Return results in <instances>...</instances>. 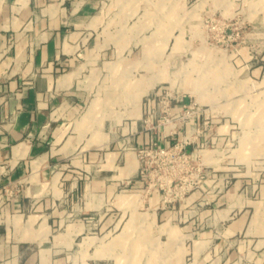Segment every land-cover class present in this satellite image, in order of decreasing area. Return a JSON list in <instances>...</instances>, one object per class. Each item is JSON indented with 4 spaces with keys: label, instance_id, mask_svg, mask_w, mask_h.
Here are the masks:
<instances>
[{
    "label": "rangeland",
    "instance_id": "1",
    "mask_svg": "<svg viewBox=\"0 0 264 264\" xmlns=\"http://www.w3.org/2000/svg\"><path fill=\"white\" fill-rule=\"evenodd\" d=\"M105 2L103 25L89 40L106 49L82 67L88 90L83 111L89 105L94 113L75 150L50 164L70 168L77 155L93 180L94 169L109 166L104 153L119 151L114 164L129 176L106 194L100 210L84 214L87 230L97 236L78 238L74 247L109 253L117 264H190V240L167 239L156 230L145 238L142 224L129 222L149 221L153 210H179L184 222L199 218L206 208L224 206L218 197L235 180L238 194L264 199V0H123L121 7L117 0ZM147 92L154 94V104L148 105ZM97 129L120 142L102 146L91 159L80 147ZM201 187V196L189 200ZM29 189L26 175L8 185L5 195ZM69 204L74 217L79 196ZM235 213L221 221L215 235ZM106 218L119 223L101 236ZM164 220L154 219L153 230ZM126 221L123 233L114 236ZM130 226L137 238L128 237ZM227 246L236 253L227 264H254L253 245ZM211 247L194 264H217Z\"/></svg>",
    "mask_w": 264,
    "mask_h": 264
},
{
    "label": "crops",
    "instance_id": "2",
    "mask_svg": "<svg viewBox=\"0 0 264 264\" xmlns=\"http://www.w3.org/2000/svg\"><path fill=\"white\" fill-rule=\"evenodd\" d=\"M105 1L0 0V264H105L108 259L117 264L109 253H90L88 248L74 245L78 238L97 236L87 230L84 214L100 210L106 194L108 198L121 178L129 176L114 164L120 152L104 153L109 166L94 169L93 180H88L89 165L78 161L77 155L70 168L50 164L61 153L75 150L94 113L92 108L82 120L89 109L88 105L83 111L88 90L82 67L106 49L102 43L89 40L103 25ZM117 1L121 7L123 0ZM144 98L148 105L155 102L150 92ZM132 127H137L136 121ZM68 129L71 134H67ZM115 140V135L97 129L80 149L94 159L102 146ZM90 144L94 145L92 151ZM125 157L133 158L130 153ZM130 168L135 169L132 162ZM26 175L29 193L5 195V187ZM239 186L240 181L235 180L218 197L224 206L206 208L199 218L184 222L179 219V210H153L149 221L141 217V221L129 223L142 224L145 238H152L156 230L167 239L190 240V264L209 245L217 264L229 263L236 253L235 248L230 251L228 242L241 250L253 245L254 264H264V199L245 198L237 193ZM204 190L201 187L191 193L189 200L197 199ZM77 195L80 211L70 217L69 198ZM233 211L234 217L215 235V229ZM158 217L165 220L153 230ZM118 223L106 218L98 234L113 233ZM126 223L114 236L123 233ZM126 232L129 238H137L136 227L130 226Z\"/></svg>",
    "mask_w": 264,
    "mask_h": 264
},
{
    "label": "bare ground",
    "instance_id": "3",
    "mask_svg": "<svg viewBox=\"0 0 264 264\" xmlns=\"http://www.w3.org/2000/svg\"><path fill=\"white\" fill-rule=\"evenodd\" d=\"M112 68V67H111ZM91 109H92V107H89V109H88V112L84 115V116H82V120H85V117L86 116H88V114L90 113V111H91ZM83 122V121H82ZM81 122V123H82ZM78 124V123H77ZM170 230V229H169Z\"/></svg>",
    "mask_w": 264,
    "mask_h": 264
},
{
    "label": "built area",
    "instance_id": "4",
    "mask_svg": "<svg viewBox=\"0 0 264 264\" xmlns=\"http://www.w3.org/2000/svg\"><path fill=\"white\" fill-rule=\"evenodd\" d=\"M4 191L6 192L7 191V188L5 187Z\"/></svg>",
    "mask_w": 264,
    "mask_h": 264
}]
</instances>
